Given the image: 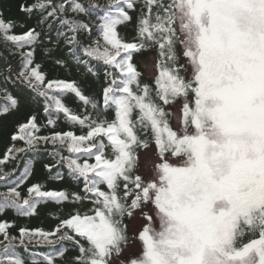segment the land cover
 I'll return each mask as SVG.
<instances>
[{
	"label": "snow or ice",
	"instance_id": "1",
	"mask_svg": "<svg viewBox=\"0 0 264 264\" xmlns=\"http://www.w3.org/2000/svg\"><path fill=\"white\" fill-rule=\"evenodd\" d=\"M18 10L47 25L55 46L42 52L54 70L71 71L56 54L63 38L84 83L49 79L34 61L41 34L24 20H5L3 10L0 42L17 50L10 54H19L21 67L14 79L0 77L32 93L47 117L43 126L55 127L62 115L80 133L41 135L32 114L16 126L0 164L51 144L57 159L45 169L62 165L79 191L35 183L22 198L26 163L15 186L0 193V212L28 217L49 201L75 207L55 217L50 231L21 227L14 236L13 225L0 222V264H264V0H33ZM78 15L95 17L99 40L91 45L79 39L90 26ZM17 26L26 30L14 33ZM119 26H131L132 37ZM145 54L147 77L135 61ZM93 61L103 66L104 82L99 93L85 94L89 76L99 83ZM4 93L0 114L19 105ZM68 94L79 112L62 102ZM52 178L63 179L59 171ZM17 241L25 252L31 244L60 246L22 259Z\"/></svg>",
	"mask_w": 264,
	"mask_h": 264
},
{
	"label": "trees",
	"instance_id": "2",
	"mask_svg": "<svg viewBox=\"0 0 264 264\" xmlns=\"http://www.w3.org/2000/svg\"><path fill=\"white\" fill-rule=\"evenodd\" d=\"M23 2L26 4H30L33 0H0V10H3L4 19H13L17 22L24 20L25 23L29 27H35L37 32L41 34V44L36 47L34 54V61L37 64L41 65V71L46 73L49 79L53 77L65 79L69 81H77L81 84L84 83L81 76L76 70L75 65L72 64L71 58L67 55V48L64 47V40L60 38V47L63 48V51H57L56 54L63 56L65 59L69 61V65L71 67V71H66L64 69H60L58 66H54L51 61L45 59L42 49L45 47H54V44L48 43L45 37V33H48L49 30L47 25L44 27H40L37 24V20L39 17L37 15H33L31 19H26L23 14H21L18 10V5ZM86 6L90 3H95L98 5H106L108 0H81ZM102 14V8L97 11V15ZM67 15L71 16V13ZM133 17H135L136 13H132ZM78 20H81L90 26V32H81L79 34V39L84 41L87 45H91L93 41L99 40L98 33L95 27V17H88L83 15H78L75 17ZM25 28L15 27L13 29L14 33H22L25 31ZM57 29L54 26L50 35L52 41L57 39L56 35ZM119 32L122 36H126L127 38H131L133 35V29L131 26H119ZM102 43V41H101ZM28 49H25L27 51ZM17 50L13 48L10 44L6 45L0 42V73L3 75L11 76L13 79L15 78V73L21 67L20 56L19 54L11 55L10 53H16ZM150 56L145 54L144 57L136 56L135 61L138 64L140 70L145 72L143 64L140 63L141 59H148ZM83 58V57H82ZM93 67H95L99 72V83L95 80V78L89 76L88 78V87L85 90V94L91 93H99L101 85L104 82V69L102 65H97L96 62H92ZM11 68V71H7V69ZM147 77L148 75L145 74ZM7 89L8 93L13 95L15 98L19 100L18 109L11 110L7 114H0V158H3L6 150L13 146V141L11 140V135L15 132L16 126L25 122L26 118L32 114H36L37 122L42 126L41 127V135H49L53 131L61 132L72 130L76 134L80 133L79 127H72L67 124L62 115L61 118L57 120L56 126H43L46 125L47 117L43 114V111L39 104H34L31 102L30 98L32 93L20 82L8 83L5 84L3 78L0 77V107H2L5 101V93L4 89ZM62 102L66 104L69 108L74 111L79 112L81 109L80 103L76 100V98L68 94L62 98ZM53 118L55 119V113L53 114ZM15 148H23L25 147L22 141H16L14 144ZM52 151L51 144H43L41 143L37 148L29 150L27 152L19 153L15 156L14 159L9 158L7 162L0 164V177H5V179L0 180V193L7 192L9 187L15 186V181L17 178L21 176L24 171L25 164L28 163L31 166V174L25 180V182L17 189L22 198H26L28 193L27 189L31 185L35 183H39L43 186L44 190H66V191H79V188L69 179L67 175V170L62 165L60 167H53L51 172L47 171L44 167L45 164H55L56 159L53 156L49 155ZM61 153L63 155H68V153L61 148ZM60 172L63 179L56 180L53 179L57 172ZM7 174V176H5ZM82 186V185H81ZM2 199V197H0ZM75 207L72 204H64L61 206L56 205L53 202L42 203L37 206L36 214L28 217L19 216L15 210L11 208H6L3 212H0V222H8L13 225L9 229L10 235L18 236V230L23 227L29 230L32 229H42L45 231H50L56 227L58 224V219L55 217L66 215L69 209ZM0 239H3L0 236ZM68 244L69 242H64ZM2 246V245H0ZM60 245H47V244H31L28 245V252L24 251L22 246H19L17 241V253L21 256L22 259H26L32 254L39 253L40 257L50 253L53 248L59 247ZM67 255H71L68 253ZM27 264V261H26ZM56 264H66V261H62L60 259L56 260Z\"/></svg>",
	"mask_w": 264,
	"mask_h": 264
},
{
	"label": "rangeland",
	"instance_id": "3",
	"mask_svg": "<svg viewBox=\"0 0 264 264\" xmlns=\"http://www.w3.org/2000/svg\"><path fill=\"white\" fill-rule=\"evenodd\" d=\"M147 60L149 61V63H151V58H150V57H149ZM144 69H145V68H144ZM145 74L148 75V71H147L146 69H145ZM136 226H138V222H135V221L130 222L129 231L131 232L132 229H133L134 227H136Z\"/></svg>",
	"mask_w": 264,
	"mask_h": 264
}]
</instances>
